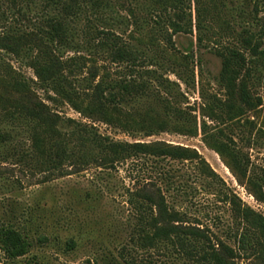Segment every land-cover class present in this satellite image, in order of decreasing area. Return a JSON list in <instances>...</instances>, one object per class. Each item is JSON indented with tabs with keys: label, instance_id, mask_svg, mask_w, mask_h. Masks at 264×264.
<instances>
[{
	"label": "trees",
	"instance_id": "16d2710c",
	"mask_svg": "<svg viewBox=\"0 0 264 264\" xmlns=\"http://www.w3.org/2000/svg\"><path fill=\"white\" fill-rule=\"evenodd\" d=\"M193 3L198 43L202 44L208 39L202 34L204 23L214 12L221 16L223 0H20L14 5L22 23L13 22L0 10V161L25 165L30 173H36L65 164H97L109 170L147 157L157 164L191 163L199 176L218 184L219 175L193 148L166 142L115 141L99 134L90 123L62 118L49 104H68L85 118L128 133L150 136L171 131L197 137L198 119L186 104L180 84L160 71L174 73L187 85L194 78V46L180 53L173 41L177 34L193 32ZM257 6L253 7L254 19L259 14ZM33 11L37 13L34 20ZM250 13H246L248 18ZM260 22V35L244 28L233 37L236 47L223 44L230 23L223 19L220 27L215 50L222 59L220 81L231 99L242 105L226 106L228 121L240 120L245 115L243 107L262 105L244 77L241 80L242 74L247 77L264 63V18ZM70 52L73 55L66 57ZM5 56L32 69L36 80L27 78ZM100 60L116 65L115 73L99 64ZM33 84L45 93V99ZM145 103L149 109L140 110L138 105ZM60 128L71 129L65 133ZM202 133L205 141H213L211 146L217 152L228 153L231 169L248 179L254 195L264 200L263 179L247 178L248 161L240 152L224 146L207 128H202ZM171 171L161 174L166 188L163 182L151 181L127 189V202L137 221V246L150 257H131L125 264H178L181 259L196 264H244V260L245 264H264V215L224 192V201L231 206L233 229L228 231V240L213 234L208 226L189 222L184 211L169 203L166 193L175 177ZM29 226L20 225L14 217L0 225V249L7 258L25 257L34 246L47 243L45 234L37 230L32 234ZM74 246V239H69L67 249ZM156 252L164 258L155 259Z\"/></svg>",
	"mask_w": 264,
	"mask_h": 264
},
{
	"label": "rangeland",
	"instance_id": "374dc122",
	"mask_svg": "<svg viewBox=\"0 0 264 264\" xmlns=\"http://www.w3.org/2000/svg\"><path fill=\"white\" fill-rule=\"evenodd\" d=\"M223 2V8L219 11L221 16L214 12L204 23L202 34L208 36V39L202 44L198 43L195 3L192 5L193 32L173 37L177 52L190 51L194 46V81L190 80L187 85L174 73L160 70L166 77L180 84L186 104L193 109V114L198 119L200 129L197 137L171 131L150 136L144 132L128 133L103 122L85 118L68 104L55 106L48 102L62 118L90 123L99 134L109 136L115 141L166 142L193 148L205 158L221 181L215 184L199 176L194 166L188 162L157 164L147 157L129 160L109 170H102L97 164L89 167L79 164L71 167L65 164L58 169L36 173H30L25 165L0 161V225L9 217H14L20 225H30L32 234L37 230L48 237L47 243L34 246L27 256L15 260L7 258L0 249V264H125V259L131 257H150L149 253L137 246V221L134 209L127 202V189L143 187L151 181L157 184L163 182L162 186L166 188V181H161L160 178L164 177L162 173L170 169L175 177L166 193L169 203L184 211L189 222L198 221L203 226H208L213 234L228 240V231L231 227L233 229L231 206L224 201V192L230 196L236 195L241 203L264 215V200L254 195L253 185L231 169L228 153L222 155L217 152L211 146L213 141H205L202 133V128H207V132L218 135L224 146L239 151L244 160L248 161L247 178L251 176L263 179L261 184L264 192V63L252 69L249 76L242 74L241 77V80L244 77V81L248 83L254 98H261L262 105L253 109L243 107L245 115L240 120L228 121L226 106L241 103L237 99H231L221 83L222 59L215 52L218 48L216 40H219L222 34L220 27L223 19L230 23V32L223 44L238 46L233 37L244 28L257 36L260 35L264 0ZM19 3L20 0H0V10L13 22L22 23L23 19L14 5ZM256 4L259 14L254 19L253 7ZM36 7L34 10L38 12ZM31 9L33 10V7ZM35 11L31 13L33 20L37 15ZM242 11L247 14L251 11L252 15H249V18L246 13L240 15ZM72 55L70 52L65 56ZM5 58L27 78L36 80L32 69L18 64L11 56ZM99 64L107 66L112 73L117 70L116 65H110L103 60H100ZM33 87L38 90L41 98H46L45 93L38 89L36 84H33ZM138 107L140 110L149 109L146 103L139 104ZM60 129L67 133L71 128ZM219 190L222 193L216 194ZM28 220L32 223L28 224ZM71 238L74 239L75 246L68 250L66 243ZM230 243L235 246V239ZM153 257L163 259L164 254L156 252ZM194 262L178 260V264H196ZM245 262L247 261L244 260V264Z\"/></svg>",
	"mask_w": 264,
	"mask_h": 264
}]
</instances>
